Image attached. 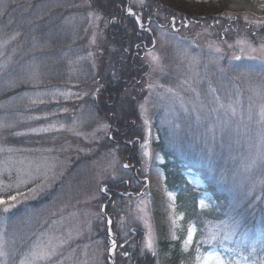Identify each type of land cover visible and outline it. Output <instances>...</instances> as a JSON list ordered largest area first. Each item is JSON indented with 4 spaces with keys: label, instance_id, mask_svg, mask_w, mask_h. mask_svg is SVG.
<instances>
[{
    "label": "rangeland",
    "instance_id": "rangeland-1",
    "mask_svg": "<svg viewBox=\"0 0 264 264\" xmlns=\"http://www.w3.org/2000/svg\"><path fill=\"white\" fill-rule=\"evenodd\" d=\"M157 1L176 12L182 22L177 27L172 26L173 30H163L166 35L155 43L156 53L149 57L152 63L147 97L142 104L147 112H142L141 125L144 144L148 140L147 126L144 125L146 115L152 134L148 148L151 155H144L145 149L141 144L138 155L145 177L139 178L141 191L137 196V206L132 208L130 223H137L144 232L145 250H148L145 246L147 241L152 239L157 264H170V251L176 243L184 253L192 249L190 247L186 251L183 247L188 226L185 229L183 215L177 212L176 193L168 191L164 183L161 169L164 159L156 148L162 138L178 155L191 160L193 166L200 164L208 178L217 177L216 184L223 188L228 186V194L234 200L243 201L247 197L243 215H248V219H235L240 222L238 234L225 241L224 246L236 247V241L242 239L240 251L250 261L259 264L260 255L264 253V122L260 116L264 107V60L248 56H259L264 41L261 33L255 34L258 43L248 39L245 33L242 36L229 34L224 28V19L241 15L247 23L253 22L254 29L259 31L264 26V5H245L238 0ZM55 3L56 8L69 9V6L63 8L66 4L63 0H0V22L4 23L6 30L12 26L14 29L12 35L7 36L5 32L4 39L1 38L4 30H0V93L24 85L19 99L22 112L17 117L18 122L23 124L19 133H24L25 138H46L34 145V149H26L20 154L0 148L3 149L0 151V181L4 185H12L11 189L0 190V195L14 190L18 180L23 178L31 182L19 190L37 184L45 185L35 196L38 197L51 188L73 163H77L76 176L89 181L94 189L97 185L98 191L100 185L120 180V169L133 168L129 165L136 163L121 161L112 153L99 152L101 142L108 136V125L94 109L96 96L93 90L78 83L81 74L90 75L92 71L89 67L96 69L98 59L94 49L104 26L102 17L92 14L84 17L82 13L88 4L86 1L78 2L76 8L82 15H68L57 30L52 25V6ZM10 11L11 15H7ZM46 25L50 28V36L55 37L59 32L60 39L50 41L48 35L39 37L38 30L44 31ZM230 36L233 37L231 40ZM52 41L55 42L51 44ZM57 48L60 49L58 53L55 52ZM252 48L257 51L252 52ZM152 56L159 57L158 64L153 63ZM234 56L241 59H233ZM58 79L61 85L54 83ZM69 80L77 81L71 83ZM34 100L44 102L33 103ZM4 106L0 105V110ZM231 108L236 109L235 114ZM155 115L159 116L156 123ZM37 116L41 119H31ZM5 121L0 118V122L7 125ZM33 128H47L49 131L36 133L31 131ZM16 133L14 130L13 135ZM37 164L54 165V168L45 178L43 173L47 167L38 172ZM27 172H31V178L25 175ZM184 175L193 189L207 188L197 171L189 170ZM103 186L100 189L106 194ZM70 190L68 186L64 192ZM201 200L210 207L201 209ZM212 201L211 195L204 193L198 200V206L201 210H208ZM83 205L86 206L85 203ZM107 205L99 204L100 214L107 220V233L113 241L112 220L107 213ZM73 217L76 219L54 224L56 229L47 231L37 244L51 241L59 246V253L68 240L83 237L81 219ZM126 218L119 220L120 229L128 225ZM232 219L229 217L221 223L209 224L204 234L218 229L227 231L225 225L230 227ZM3 241L5 250L10 252L11 245L7 246L8 242ZM112 241L107 250L87 245L89 249L85 247L78 254L67 251L65 258H55L63 264L76 260L79 264H90L95 260L98 263L106 253L114 258ZM163 243L169 245L168 250L163 249ZM253 248L255 252H252ZM236 259H240L239 253Z\"/></svg>",
    "mask_w": 264,
    "mask_h": 264
},
{
    "label": "trees",
    "instance_id": "trees-1",
    "mask_svg": "<svg viewBox=\"0 0 264 264\" xmlns=\"http://www.w3.org/2000/svg\"><path fill=\"white\" fill-rule=\"evenodd\" d=\"M63 1L66 3L63 8L69 6L68 10L67 8H56L57 3L52 6L54 20L52 25L57 30H60L65 18L70 14H83L84 17L89 14L99 15L104 21L94 49L97 51L98 59L96 69L89 67L92 72L88 77L85 74L78 77L79 84L86 85L91 91L93 90L96 96L93 101L94 109L108 125L109 133L101 142L99 152L112 153L121 161L136 163L129 165L133 168L120 169V180L115 183H105L104 186L100 185L98 191L97 185L94 189L89 185V181L76 176L77 163H73L51 188L42 192L38 197L22 200L7 213L0 211V236L8 242L7 246L10 244L12 248L9 252L8 264H19L31 248L43 239L47 231L51 232L56 229L53 228L54 224L67 222L75 218L73 216L81 219L83 237L68 240L64 249L60 250L57 255L58 258L61 257L60 260L62 256L66 257L67 251L78 254L85 247L89 249L87 245L103 250L109 249L111 239L107 233V220L100 214L99 204L101 203L108 204L106 209L112 220L113 237L117 243L114 254L115 264H157L155 255L143 248L144 232L137 223H130V215L133 212L132 208L137 206V196L141 191L139 178L145 177L142 173L138 151L144 141L141 105L147 97L148 77L152 63L149 60L151 56L149 53H156L155 43L166 35L163 30H173L172 26H179L182 22L181 17L176 12L163 7L157 0H143V3L140 0ZM84 1L87 2L88 8L80 14L81 11L76 8V4ZM238 1L245 5L253 3L264 5V0ZM128 9H131L135 15H130ZM10 13L11 11L7 12V15H11ZM224 22V28L229 34L242 36L241 34L245 33L248 39L258 43L255 34L261 33L262 41H264V26L256 31L253 22L247 23L241 15L230 18V20L224 19ZM2 28L4 31L1 32L3 33L1 38H5V32L7 36L13 34V26L7 27L6 30L1 21L0 30ZM47 29L46 25L44 31L38 30V36L48 35L50 41L60 37L59 32L55 37L50 36V28ZM232 38V36L229 37L230 40ZM21 39L23 40V37ZM54 42L52 41L51 44ZM55 52H60V49L57 48ZM58 80L54 83L61 85V80ZM63 80L66 82L67 78ZM69 81L76 83L77 80ZM24 89V85H18L0 93V105H5L0 110V118L6 119L5 123L9 126L6 129H0V148L13 149L10 152L19 154L26 149H34V145L46 140L45 137L27 136L25 138L23 135H13L14 130L19 133L23 127L17 117L22 112L19 99ZM11 102L14 103L11 105ZM158 119L159 116L155 115V123ZM156 148L164 159L161 169L165 178V186L168 191L176 193L177 212L183 215L185 229L189 224H195L197 228L191 251L184 253L178 243L174 244L170 251V264H191L195 257V245L202 239V234L209 224L221 223L229 217L248 219V215H243V206L248 199L246 197L243 201L234 200L228 194V186L223 188L216 184L217 177L208 178L206 170L200 164L193 166L191 160L178 155L175 149L164 143L162 138L156 144ZM189 170L197 171L201 175V171L205 173L202 175L207 184L205 190H195L189 186L184 175ZM67 185L71 187V190L64 192V189L67 190ZM101 186L107 189L106 194L100 189ZM28 188L19 191L27 192ZM15 192L16 188L0 196L6 199ZM204 193H209L213 198V204L208 210H201L198 206V200ZM86 209L89 211H85ZM124 218L128 225L125 224L124 228L120 229L118 222ZM161 245L163 249L168 250V244ZM200 248L207 251L210 247L207 244H201ZM125 252L128 253L127 256L123 255ZM263 255L264 253L260 255L261 260ZM58 258H54L50 264H57ZM37 264H46V262H37ZM71 264H79V262L76 260ZM90 264L112 263L109 261V254L106 253L98 263L95 260Z\"/></svg>",
    "mask_w": 264,
    "mask_h": 264
},
{
    "label": "snow or ice",
    "instance_id": "snow-or-ice-1",
    "mask_svg": "<svg viewBox=\"0 0 264 264\" xmlns=\"http://www.w3.org/2000/svg\"><path fill=\"white\" fill-rule=\"evenodd\" d=\"M141 3H143V0H140ZM130 15H135L131 12V9H128ZM138 19V17H137ZM143 27V25H141ZM241 43H243L241 41ZM252 52H256L257 49L252 48ZM260 55L259 56H251L249 54L248 58L250 59H261L264 60V45H261L260 49ZM241 53L244 54V50L241 49ZM151 55V53H149ZM233 59L239 60L241 59L240 56H234ZM153 63L158 64L159 63V57L152 56ZM152 85L149 84V88H151ZM168 91H172L169 89ZM42 100H34L33 103H43ZM223 107V105H221ZM231 107V106H230ZM141 110L143 113L147 112V109L144 107V105H141ZM67 111V109H65ZM231 111L233 114L236 113L235 108H231ZM260 116L262 122H264V107L261 108ZM31 119L39 120L41 117H31ZM144 125L147 126V132H148V140L145 141L144 144L141 145L144 151L145 156H150L151 152L148 151L149 143L151 140V127H150V121L147 119V116L145 115L144 119ZM8 125H5L4 123L0 122V128L7 127ZM107 126H105V129ZM32 132L40 133V132H46L49 131L47 128H33L31 129ZM24 133H16V135H23ZM3 149H0L2 151ZM13 149H8V151H12ZM255 164V161L252 162ZM42 167H47V171L43 173L45 178L48 176V172L52 171L54 168V165H36V171H40ZM127 167V165H125ZM0 174H2V171H0ZM25 175L29 178H31V172L25 173ZM30 179H19L16 184V192L15 194L9 195L7 199H5L3 196H0V211H3L5 213L9 212L12 208L16 206L17 203L21 202L22 200H28L31 198H34L36 195L39 194L40 191L43 190V187H45L44 184H37L35 187L28 188L27 192H21L19 191V188L21 186L27 185L30 183ZM12 185H4L3 181H0V190L4 189H11ZM104 191H107V189H104ZM200 207L201 209H206L210 207L209 204H206L204 200L200 201ZM182 219V217H181ZM109 223H111L109 221ZM175 223V221H174ZM240 227V222L232 219L231 226L229 227L227 224L225 225V228H227V231L223 229H218L216 231H212L211 233L204 235L202 234V239H200L196 245H195V257L191 261V264H257L256 261H250L247 257L243 255V252L240 251L241 246L243 245V240L236 241V247L227 248L224 246V242L228 240H232L233 237H235L238 234V229ZM197 228L195 224H189L186 238L183 241V247L187 251L190 247L193 246L194 238L196 237ZM201 244H208L212 247L207 252H201L200 245ZM148 250L152 252L153 255H155V249L153 247L152 239L149 238L145 245ZM58 245H53L51 241H49L47 244H37L34 245L31 250L28 252L27 255L23 257L19 261V264H37L38 261L46 262V264H50V262L58 255ZM116 241H112V248L111 250L114 252L116 249ZM219 249H223L222 251ZM252 252H255V248L252 249ZM239 253L240 259H236V255ZM123 255L127 256L128 253L125 252ZM10 256V253L5 250V243L0 238V264H8V258ZM57 264H63L62 261H58ZM259 264H264V259H262Z\"/></svg>",
    "mask_w": 264,
    "mask_h": 264
}]
</instances>
